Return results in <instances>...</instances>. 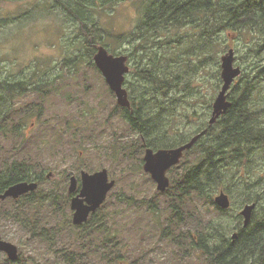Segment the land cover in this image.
Instances as JSON below:
<instances>
[{
	"label": "rangeland",
	"instance_id": "1",
	"mask_svg": "<svg viewBox=\"0 0 264 264\" xmlns=\"http://www.w3.org/2000/svg\"><path fill=\"white\" fill-rule=\"evenodd\" d=\"M113 1L0 0V78L29 80L37 87L15 101V110L24 116L20 134L12 129L13 121L0 130V161L16 157L30 160L45 177L40 188L30 196L37 203L25 204L28 197L19 202L0 198L4 202L0 206L8 208L6 215L0 217V233L18 246L20 257L13 263L5 252H0L5 264H18V261L20 264H64L48 241L33 236V229L38 225L46 229L44 234L52 230L57 235L59 230L60 235L73 237L72 210L70 206L61 208L52 190L68 199L70 175L103 168L108 169L110 179L116 180L104 203L108 205L102 210L109 223L107 235L120 239L130 258L127 264L139 260H142L140 264H207L195 251L189 258V253L180 250L182 257H177L179 253L172 249L173 244L160 239L157 226L161 227L170 211L164 207L163 192L144 169L145 149L139 152L133 148V142L141 145L140 135L130 131L116 94L94 62L95 53L85 44L81 21L63 3L76 10L82 7L96 26L108 29L110 36L103 38V44H99L103 32H95L96 47L108 42L109 49L129 56L130 71L125 87L130 98L139 99L147 85L138 77L141 65L151 64L149 67L161 78L155 80L163 85L164 78L170 79L167 86L177 98L167 103L173 109L165 114L160 131L163 137L165 128L168 129L169 140L180 135L190 138L209 124L213 103L223 83V48L228 45L226 51L235 49L236 64L251 72V78L264 64V53L259 57L250 55L254 39L250 33L243 32L239 36L223 33L213 40L214 50L188 54L187 49L192 48L200 32L194 24L173 28L167 33L145 31V38L150 42L146 53L141 48L146 45L142 35L135 41L133 37L123 42L118 38L121 34L144 31L139 27L144 0H119L115 6ZM206 44L210 43L206 41ZM178 76L180 79L174 81ZM238 84L239 79L234 85ZM240 95L241 91L236 97ZM252 100V109L264 107V82L258 85ZM159 101L166 103L162 91ZM257 150L255 158L237 162L229 174H226L227 168L221 169L222 179L214 196L222 189L233 190L232 204L226 212L207 202L198 207V214L226 226L229 237L244 225L240 212L245 204L257 202L255 213L259 219L264 218V150ZM198 155L199 152L188 153L184 159L192 163ZM184 159L175 168L185 169ZM117 194L125 198L117 199ZM11 207L16 209H13L15 215L10 216ZM190 208L194 209V204Z\"/></svg>",
	"mask_w": 264,
	"mask_h": 264
},
{
	"label": "trees",
	"instance_id": "2",
	"mask_svg": "<svg viewBox=\"0 0 264 264\" xmlns=\"http://www.w3.org/2000/svg\"><path fill=\"white\" fill-rule=\"evenodd\" d=\"M118 1L114 0L113 5L115 6ZM82 5L85 6L84 3ZM63 6L70 13H75L76 19L81 21L85 44L89 47L88 50L95 53L97 50L95 44L98 42L97 31L103 32L99 41V44H103V38L110 36L108 29L96 26V23L86 16L85 9L82 10V7L79 6L76 10L69 4L63 3ZM186 24H194L200 31L198 39L194 41L195 44H192L191 49H187L188 54L191 51H196L198 54L214 50L216 44L213 40L223 33L239 36L243 32L250 33L254 39L253 45L250 46V55L259 57L264 53V0H144L139 24L144 31L141 34L139 30L131 35L121 34L118 38L123 42L133 37L135 41L142 35L146 45H142L141 48L147 50V53L150 42L145 38V31L147 34L167 33L173 28H181ZM206 41L210 44H206ZM104 44L107 47L109 43ZM227 48L228 45L223 48V51L227 52ZM107 49L117 54L114 49L108 47ZM149 66L141 65L137 71L138 77L147 84L140 98L131 97V107L121 108L122 117L128 123L130 131L140 135L138 140L142 142L141 145L140 142L139 144L133 142V148H137L139 152L141 148L146 147L154 149L176 147L193 136L189 138V136L180 135L174 140H169L166 128L163 136L165 138L160 136V131L165 124L163 118L173 109L167 103L174 101L177 96L171 95V89L167 86L170 79H163L165 85L156 81L155 79L161 78L156 76L153 68ZM250 74L242 68V73L237 78L239 84H233L229 92L231 106L213 126L206 125L194 133L208 128L205 136L186 152V154L199 152L195 162L191 163L188 159H184L187 165L185 169L180 170L174 166L169 171L170 186L161 195L164 207L170 211V214L164 219L161 227L159 225L157 227L160 239L162 242L169 240L173 244L172 249L179 253L177 257H182L180 250L184 254L189 253L187 256L189 258L192 257L190 253L195 251L207 264H264V218L259 219L255 210L248 226L242 225L237 229L235 239L227 235L226 226L198 214V207L200 204L204 205L203 202L213 205L222 213L226 212L214 201L215 190L222 179L221 169L227 168L226 174H229V170L236 166L237 162L255 158L259 148L264 150V122L262 121L264 107L257 110L251 107L254 91L264 82V64L254 72L252 78ZM178 79H180L179 76L174 81ZM27 81H10L0 78V130L13 121L12 129L16 133L21 131L24 116L19 110H15V101L28 90L37 89L35 82V85H32L29 80ZM160 91L166 103L159 101ZM239 91L241 95L236 97ZM36 170L37 164L30 160H20L16 157L13 160L0 161V195L9 186L19 181L41 182L45 178L44 174ZM227 191L230 196L233 195L231 188ZM34 193L36 191L23 196V198L28 197L25 204L37 203L36 200L33 201V198L30 199ZM52 195L61 208L64 210L69 208V198L59 194L57 190H52ZM119 198H125V196L117 194V199ZM0 204L2 206L4 202ZM193 204L194 209H191L190 206ZM107 205L108 203L92 212L88 220L81 224L82 226L74 227L73 225L72 231L75 233L71 238L66 234L60 235L58 229H56L57 235L52 230L49 234H44L46 229L38 225H35L33 229V236L48 241L51 250L61 258L64 264H127L130 258L127 256L126 249H123V245L119 243L120 239L107 235L109 223L107 216H104L102 212ZM1 206L0 217H3L8 208ZM13 209L16 208L11 207L9 210L10 216L15 215ZM39 221L38 219L37 224ZM78 229L81 231L77 232ZM58 245L61 246L57 247ZM139 261L134 264H140L142 260ZM2 264L5 262L2 261ZM18 264H20L19 261Z\"/></svg>",
	"mask_w": 264,
	"mask_h": 264
},
{
	"label": "water",
	"instance_id": "3",
	"mask_svg": "<svg viewBox=\"0 0 264 264\" xmlns=\"http://www.w3.org/2000/svg\"><path fill=\"white\" fill-rule=\"evenodd\" d=\"M128 55L126 54H113L106 46L98 45L94 54V62L98 69L102 72L106 82L111 90L116 94L117 103L119 106L131 107L129 93L124 82L126 73L130 71L128 65ZM221 77L223 85L219 91L214 103L212 115L209 119V125H213L217 119L222 116L231 106V101L228 100L229 89L231 88L235 79L241 75L242 68L235 64V50L230 48L221 57ZM207 129L202 130L191 139L173 148H159L153 149L146 148L144 155V169L149 173L152 179L157 183L158 190L165 192L170 186V178L168 170L177 165L184 152L190 150L194 144L206 134ZM116 185L115 179H110L109 171L107 168L95 172H82V187L80 193L74 196L71 200V207L74 210L73 223L81 225L86 222L92 212L97 211L102 204L106 201L108 193ZM37 181H19L9 186L1 195V199L6 198H19L30 192L38 189ZM77 189V178L71 177V184L69 192L72 193ZM216 204L227 209L231 206V199L228 193L221 190L215 197ZM257 204L248 203L241 210V215L244 217V226H248L253 217V212ZM237 237V233L233 234V238ZM0 252H5L7 257L16 261L19 259V248L12 241L4 239L0 233ZM0 264L2 260L0 258Z\"/></svg>",
	"mask_w": 264,
	"mask_h": 264
},
{
	"label": "flooded vegetation",
	"instance_id": "4",
	"mask_svg": "<svg viewBox=\"0 0 264 264\" xmlns=\"http://www.w3.org/2000/svg\"><path fill=\"white\" fill-rule=\"evenodd\" d=\"M129 57V56H128ZM128 61H129V58H128ZM128 63V62H127ZM128 65H129V63H128ZM185 154H186V152L184 153V156H185ZM83 171H86V170H82L81 172H80V174L79 175H74V174H72V175H70V177H69V186H68V192L66 193V195L68 196V198H69V206H70V209L72 210V214H74V210L72 209V207H71V200H72V198L74 197V196H76V195H78L79 193H80V190H81V187H82V172ZM87 172H89V171H87ZM49 175H52V172H50V174ZM73 176H75L76 178H77V189L75 190V191H73L72 193H70L69 192V187H70V184H71V177H73ZM44 180V179H43ZM42 180V181H43ZM30 181H36V180H30ZM42 181L40 182V181H37L38 182V184H39V186H38V189L40 188V186H41V183H42ZM37 189V190H38ZM36 190V191H37ZM23 196L24 195H22L21 197H19V198H12L13 200H15V201H19L20 199H22L23 198ZM6 199H9V198H6ZM11 199V198H10ZM1 258V257H0ZM2 260V259H1Z\"/></svg>",
	"mask_w": 264,
	"mask_h": 264
},
{
	"label": "bare ground",
	"instance_id": "5",
	"mask_svg": "<svg viewBox=\"0 0 264 264\" xmlns=\"http://www.w3.org/2000/svg\"><path fill=\"white\" fill-rule=\"evenodd\" d=\"M209 106H210V105H209ZM209 108H210V107H209ZM207 113H208V112H207ZM208 114H209V113H208ZM206 119H207V118H206ZM204 127H205V126H204ZM151 148H152V147H151ZM102 207H103V206H102ZM67 220H68V219H67ZM68 221H69V220H68ZM72 224H73V223H72ZM72 224H71V225H72ZM76 226H78V225H76ZM81 226H82V225H81ZM77 228H78V227H77Z\"/></svg>",
	"mask_w": 264,
	"mask_h": 264
}]
</instances>
